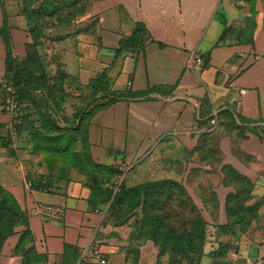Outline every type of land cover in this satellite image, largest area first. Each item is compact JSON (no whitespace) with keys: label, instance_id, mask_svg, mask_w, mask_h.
Masks as SVG:
<instances>
[{"label":"crops","instance_id":"crops-1","mask_svg":"<svg viewBox=\"0 0 264 264\" xmlns=\"http://www.w3.org/2000/svg\"><path fill=\"white\" fill-rule=\"evenodd\" d=\"M78 1L80 16L49 28L46 40L61 49L69 78L92 91L100 77L106 88L83 107L80 137L90 160L121 173L116 178L128 180L127 187L177 182L199 210L205 203L201 214L213 225L239 183L251 188L247 211L254 206L258 213L264 207V0ZM21 9V0H0V26L5 20L19 60L31 42ZM192 53L201 62L190 71ZM5 57L0 38V78ZM3 97L0 87V187L27 225L5 239L0 264H21L15 246L25 230L42 264H71L74 255L75 264H95L89 255L79 262L88 248L101 250L106 264H129L126 250L137 254L134 264H154L153 243L136 248L131 240L133 219L113 227L108 204L89 201L84 174L70 169L79 176L72 180L47 167L46 174L30 172L17 146L21 127L13 139ZM38 203L62 206L64 221L29 215Z\"/></svg>","mask_w":264,"mask_h":264},{"label":"trees","instance_id":"trees-1","mask_svg":"<svg viewBox=\"0 0 264 264\" xmlns=\"http://www.w3.org/2000/svg\"><path fill=\"white\" fill-rule=\"evenodd\" d=\"M39 1L21 0L22 9L20 14L27 24V32L31 39V42L26 45V56L23 60L17 59L13 53L6 21L3 20V24L0 26V38L6 52L4 79L11 88L16 102L19 91L32 92L37 87H40V84L37 87L33 85V81L28 78L32 74L31 70L25 66V63L37 60L35 50L38 46L37 37L41 30V27L38 26V15L41 13V9H39L40 6L34 9V5ZM70 2V12L79 15L77 7L79 1L70 0ZM52 12L50 10L48 14L50 15ZM71 20H73L72 17L69 19L65 18L64 21L66 22L63 21L62 24ZM23 72L26 74L23 75ZM101 79L99 77L96 84H90L94 95L101 92L104 94L106 90L102 86L103 82ZM2 91L5 94V91ZM17 105L21 111L22 109L18 102ZM83 116L84 113L82 112L78 120L77 134L80 136V123ZM21 126L17 128L18 133ZM81 145V154L75 151L71 152L67 147L56 152L62 158L69 159L65 166L61 165V171L58 175L61 177L67 172V169H75L84 174L87 183L91 185L89 201L93 205H97L100 202L108 204L106 220L113 227L127 225L129 220L133 219L130 223L132 229L131 240L135 244L147 240L153 243L157 250L154 264H161L159 260L163 257L167 258L168 264H200V260L204 256L203 247L206 226H209L201 214L203 210H208L205 203L199 210L186 191L173 180L155 181L135 187H127L124 180L120 184L114 183V179L122 174L93 163L85 151L84 144L82 143ZM67 151L71 153L68 154ZM49 168L51 169L52 166H49ZM228 181L232 180L228 179ZM222 185L224 187L228 186L225 178L222 179ZM250 193L251 188L247 185L242 183L235 185L233 191L226 195L222 203V221L219 225H213L212 223V226L219 228L223 232H231L232 227L236 223L242 222L245 216V212L248 209L246 202L250 198ZM214 201L213 208L217 210L218 204L215 198ZM251 210L255 212L256 209L253 206ZM176 222L181 224L177 225ZM26 225L27 222L23 217V212L13 196L0 187V248L5 239L14 234L16 227ZM232 232L235 239H240L238 230ZM30 242V232L27 230L23 231L15 246V252L21 253V264H42L44 260L33 252ZM137 246L138 244L136 248ZM219 247L224 250L233 248L229 244L219 245ZM78 259L79 255H74L71 264H75Z\"/></svg>","mask_w":264,"mask_h":264},{"label":"rangeland","instance_id":"rangeland-1","mask_svg":"<svg viewBox=\"0 0 264 264\" xmlns=\"http://www.w3.org/2000/svg\"><path fill=\"white\" fill-rule=\"evenodd\" d=\"M69 5L70 0H40L34 5V9L39 6L41 9L38 15V26L41 30L35 50L37 60L27 62L25 66L31 70L32 74L28 78L33 81V85L37 87L40 84V87L32 92L19 91L17 94V102L25 118L20 128L21 136L17 146L30 172L42 171L46 174L47 167L49 170L47 173L59 174L61 165L65 166L69 162V159H64L56 153L59 149L67 147L71 152L82 153L81 137L77 134L78 120L82 112L85 114L83 107L90 102L94 94L89 88L82 87L74 79L69 78L61 60V49L56 50L46 40L49 28L62 24L65 18L72 17L75 20L80 16L72 14ZM50 10L53 12L49 15ZM70 151H67L68 154ZM66 171L72 180L78 179L75 171L70 172L69 169ZM132 176L133 174L130 175ZM153 178L158 179L159 175H154ZM122 180L116 178V183L120 184ZM127 181L124 180L125 184ZM187 191L191 192L189 189ZM256 200L254 197L251 203ZM254 214L253 211H246L242 222L236 223L231 232H223L213 227L210 217L203 214L209 226H206L204 256L200 264H264V207L256 212L257 218L253 216ZM236 230L239 231L240 239L234 238L232 231ZM227 244L233 248L224 250L219 247ZM124 258L130 262L129 264H134L136 255L126 250ZM159 262L168 264L166 257L161 258Z\"/></svg>","mask_w":264,"mask_h":264},{"label":"built area","instance_id":"built-area-1","mask_svg":"<svg viewBox=\"0 0 264 264\" xmlns=\"http://www.w3.org/2000/svg\"><path fill=\"white\" fill-rule=\"evenodd\" d=\"M200 59L191 54L189 57L187 67L190 71H193L194 65L199 64ZM0 87L5 91L4 97L2 98V111L11 118V124L8 126L9 133L13 139H17L18 132L17 128L21 125V115L19 114V108L11 88L4 77L0 78ZM31 216H37L47 221L63 222L65 218V209L62 206L51 205L46 203H38L28 211ZM87 255L95 264H106V260L101 250L96 248L86 249L80 256V263L87 262Z\"/></svg>","mask_w":264,"mask_h":264}]
</instances>
